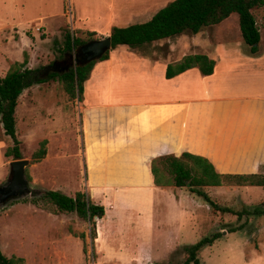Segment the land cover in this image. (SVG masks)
<instances>
[{"label":"crops","instance_id":"0c3cea01","mask_svg":"<svg viewBox=\"0 0 264 264\" xmlns=\"http://www.w3.org/2000/svg\"><path fill=\"white\" fill-rule=\"evenodd\" d=\"M1 1L6 10L7 0ZM12 1L10 9L19 22L10 25L18 40L27 37L25 49L29 55L38 40L45 44L50 34H61L66 24L78 35L94 33L96 39H101L109 36L113 27L148 21L167 3V0ZM232 14L218 24L204 27L201 40L195 39L196 33L186 41L180 38V33L137 47L118 45L109 50L107 59L95 60L84 82L79 106L84 188L91 200L105 209L104 216L98 218L101 221L94 238L96 250L111 256L118 264H150L153 237L170 254L178 248L177 239L183 226L203 227L210 223L214 229L215 218L221 219L218 223L230 220V215L214 213L208 203L186 188L157 186L150 169L153 158L178 156L186 151L207 158L222 174H264V33L261 34L264 26L258 27L257 53L250 54L240 33L238 16L235 13L230 19ZM17 23L24 26L21 35ZM32 24H38L45 34L43 38L27 34ZM4 27L0 26V45L7 44L9 39L18 41L11 35L6 40ZM169 38L174 39L167 41ZM194 53L206 54L214 60L211 74L202 75L193 67L172 78L165 77L167 64ZM14 61L18 60H14L10 50L0 51V76ZM29 88L20 95L16 114L23 106L25 113L28 108L34 111L35 101L38 106L49 103L45 96L30 101ZM56 90H46L45 95H60L59 107L68 106L69 101L63 96L67 93L62 90V94H56ZM55 118L48 121L40 113L36 123L26 125L24 130L20 128L21 131L16 122L20 145L35 133L36 141L47 140L45 157L32 163L30 170L32 183L40 186L45 185L42 167L51 156V141H55L52 149L55 160L68 155L65 135L70 128L69 113L67 121L64 113ZM1 137L0 182L4 183L10 160L4 155L8 136L3 133ZM221 191L217 200L207 193L219 205L229 207ZM222 214L227 215L223 221ZM251 219L260 220L249 216L245 221ZM124 225H129L128 231L132 230L135 236L134 253L124 250L127 247L121 238ZM168 228H171L169 235ZM216 230H221L224 236L237 234V240L249 242L251 253L246 252L242 262L259 264L252 259L264 252L262 241L252 242L241 230L228 232L224 227Z\"/></svg>","mask_w":264,"mask_h":264},{"label":"rangeland","instance_id":"374dc122","mask_svg":"<svg viewBox=\"0 0 264 264\" xmlns=\"http://www.w3.org/2000/svg\"><path fill=\"white\" fill-rule=\"evenodd\" d=\"M171 1L172 0H167L166 2L169 3ZM1 2L0 0V26H5L3 32L6 34L5 38L7 40L9 35H11L15 36L14 38L18 40L17 32L12 31L10 25L11 23L19 22L14 11L10 9L11 5H13V1L7 0L8 7L6 10H4ZM251 12L257 21V26H264V6L254 7L251 9ZM235 16V13L232 14L230 19ZM68 21L69 16H66V23H68ZM36 25L38 24H32L27 34L29 35L31 32L35 37L43 38L42 35H45L43 34L44 32L41 29L37 31L35 29ZM26 26L29 28V25ZM16 27L21 35L24 26L17 23ZM67 27L68 24L64 25L62 27V33L59 35L50 34L49 39L43 45L38 40V45H35L36 49L32 50L30 55L25 49L28 42L27 37L25 38L24 36H21L18 41L9 39L7 44L0 45V51L9 52L10 50L14 60L18 61L23 60L22 51L23 53L26 52L28 56V66L36 70L37 76L43 78L45 76H41L39 72L44 66L51 64V62L55 61L60 56L58 49L64 45ZM204 29L202 28L196 34L195 39H202V33L205 31ZM263 33L264 29L261 30V34ZM75 35L83 40L91 38L88 34ZM181 35L180 38L186 41H189L192 37V33L188 31H184ZM172 39L174 38H169L167 41ZM50 89H57L55 91L56 94H62L63 87L59 81L52 80L42 84H34V86L29 88L27 96L30 101H32L33 98L38 99L39 96L40 98L45 96V99H49L50 101L48 104L45 103L46 105L44 106H38L35 101V110L33 111L31 108H28V113H25V108L23 106L22 109L20 108L17 111L16 122L18 129L20 130L21 128V130H24L26 125L30 126L32 122L36 123L40 113L48 121H55V116L57 114L62 116L63 113L65 114V121H67V114L69 113L70 128L66 131L65 135L67 143L65 152L68 155L60 161L55 160L57 158L56 155H52L55 141L54 139L51 141L49 146L51 156L44 162L42 167V175L45 184L42 186L34 184L31 181L30 170L33 164H29L26 167L27 173L30 176L28 182L32 188L38 190L39 194L33 197L27 195L24 198L12 199L6 202L4 206H0V248L7 257L15 255L24 258L26 264H118L117 261L111 260V256L100 254L96 250L95 239H93L92 236L94 235L97 237V227L100 219L97 220L94 218L88 220L80 218L75 212L61 213L58 215L49 212L50 209L53 208V205L48 198L44 197V193L47 190H58L68 196H74L75 192L83 187L80 191L85 192L87 196L89 195L84 188L85 167L79 129V106L82 99L78 100L77 97L73 98L68 94H64L63 96L69 102L68 106L62 108V106L59 107L62 104L61 101H59V98H61L60 95H55V97L45 95L46 90ZM41 127L43 128V126ZM39 131H42V129H39ZM2 135L3 133L0 128V139ZM33 136V138H25L20 145L22 159H29L32 151L39 146V141H36L38 139L36 133ZM5 141L8 146L12 144L9 137H5ZM8 158L11 161V157ZM7 173H10V163L7 165ZM1 184H3V181L0 182V185ZM225 186L224 188L211 186L207 188V192L217 200V194H219V191L222 189L220 193L226 197L224 202L234 210H252L262 204L264 207V187ZM32 199H36V202H33ZM249 216H251V218H260V220L251 219L245 221ZM249 216H242L241 219H238L235 215L231 214L229 216L230 220L226 223H218L221 219L215 218L217 223L214 229H211L212 225L210 223L205 224L203 227H199L198 224L183 226V232L178 235L177 239L178 248L174 249L170 254H168L170 250L159 246L157 237H153V261L150 264H181L185 258V246L195 243L201 237L209 235L218 228L221 229L224 227L228 230L229 227L237 226L241 223H244V228L241 229V231L248 234L244 235V237L255 243L262 241L261 244H263L264 214L260 216ZM225 217H227V215L225 216V214H222V221ZM242 220L243 222H241ZM128 228L129 225L124 227L125 230H122L123 235L121 238L125 241L127 246L124 250H126L127 253H134L136 248L132 243L134 242L135 236L131 233L132 230L128 231ZM170 229L171 228H168L167 230L168 235ZM236 235L237 234L233 233L226 236L221 234L213 244L200 250L198 256L200 263L244 264L242 260L245 261V253H251L252 247L247 244L249 242L237 240L239 236ZM239 246H241V249L238 248ZM108 250L110 252V249ZM241 253H243V255H241ZM252 260H256L259 264H264V252Z\"/></svg>","mask_w":264,"mask_h":264},{"label":"trees","instance_id":"16d2710c","mask_svg":"<svg viewBox=\"0 0 264 264\" xmlns=\"http://www.w3.org/2000/svg\"><path fill=\"white\" fill-rule=\"evenodd\" d=\"M262 6H264V0H172L160 8L148 21L125 27H113L109 35L111 49L118 45L137 47L143 43L168 38L184 31L196 34L202 28L218 24L230 14L236 13L242 39L248 46L249 53L256 54L260 37L251 9ZM75 34H77L76 31L71 32L67 27L64 45L58 49L60 56L55 62L59 64L61 72L51 71L47 76L40 78L37 76L36 70L28 66V56L24 52L23 60L10 63L5 74L0 76V127L12 142L5 149L6 157H11L12 160L22 158L20 140L16 136V107L18 99L25 89L34 84L57 80L68 95L73 98L77 97L78 100L81 99L84 82L96 61L82 60L79 49L85 43L96 40V38L94 33H87L91 36L88 40H83ZM108 55L109 51L105 52L99 60L107 59ZM214 65V60L206 54H188L175 63L167 64L165 77L172 78L193 67L198 68L202 75H209L213 72ZM46 144V139L39 142L38 148L29 157L30 164L39 162L45 157ZM150 169L157 186L186 188L208 203L214 213L220 211L228 215H235L238 219H241L242 216L264 214L263 204L252 210L238 211L219 205L206 192V187L209 186L264 187L263 173L222 174L216 171L214 165L207 158L186 151L178 156L173 154L157 156L151 160ZM25 176L27 180H30L26 168ZM10 177L11 170L6 181ZM44 197L50 200L53 208L49 212L55 215L75 212L80 218L92 220L95 216L102 218L105 214L104 207L94 203L90 196H87L83 191H77L74 196H68L58 190H47ZM32 201L36 202V199H32ZM243 228L244 223H241L229 227L227 231L234 232ZM221 233V230H216L197 242L185 246V258L181 264H201L198 258L199 251L212 244L220 237ZM92 238L94 239L95 236L93 235ZM0 264H26V262L24 258L15 255L7 257L0 248Z\"/></svg>","mask_w":264,"mask_h":264},{"label":"water","instance_id":"95a60500","mask_svg":"<svg viewBox=\"0 0 264 264\" xmlns=\"http://www.w3.org/2000/svg\"><path fill=\"white\" fill-rule=\"evenodd\" d=\"M111 49V40L109 36L96 39L85 43L82 50L85 52L87 61L99 60L103 54ZM47 76L49 72H61L59 64L55 61L42 68ZM28 158L15 159L10 161L11 177L8 181L0 185V204L4 206L6 202L12 199L24 198L27 195L31 197L38 195L37 189L32 188L25 176V168L29 165ZM5 202V203H3ZM95 219H98L95 216Z\"/></svg>","mask_w":264,"mask_h":264},{"label":"flooded vegetation","instance_id":"af4514ba","mask_svg":"<svg viewBox=\"0 0 264 264\" xmlns=\"http://www.w3.org/2000/svg\"><path fill=\"white\" fill-rule=\"evenodd\" d=\"M79 51H80V53H81V55H82V56H81V57H82L81 59H82V60H87V59H86L85 52L82 50V47H80ZM39 74L42 76V75L44 74V71L41 70V71L39 72ZM3 203H5V202H3ZM1 205H2V204H0V206H1Z\"/></svg>","mask_w":264,"mask_h":264},{"label":"built area","instance_id":"2783aa9c","mask_svg":"<svg viewBox=\"0 0 264 264\" xmlns=\"http://www.w3.org/2000/svg\"><path fill=\"white\" fill-rule=\"evenodd\" d=\"M35 29L39 31L41 28L39 26H36Z\"/></svg>","mask_w":264,"mask_h":264}]
</instances>
